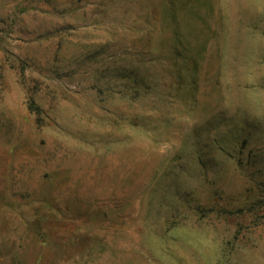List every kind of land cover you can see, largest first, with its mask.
I'll list each match as a JSON object with an SVG mask.
<instances>
[{"label":"rangeland","instance_id":"374dc122","mask_svg":"<svg viewBox=\"0 0 264 264\" xmlns=\"http://www.w3.org/2000/svg\"><path fill=\"white\" fill-rule=\"evenodd\" d=\"M0 264H264V0H0Z\"/></svg>","mask_w":264,"mask_h":264},{"label":"trees","instance_id":"16d2710c","mask_svg":"<svg viewBox=\"0 0 264 264\" xmlns=\"http://www.w3.org/2000/svg\"><path fill=\"white\" fill-rule=\"evenodd\" d=\"M126 77L127 76H125L124 78H126ZM128 77H127V79H128ZM130 80H132L133 82H135V86H138V87L140 85L144 84V81H145V79H142V78L140 80H138L137 74H134L133 79H130ZM147 86H148V84H147ZM28 108L29 109L38 110L37 107H35L33 105L32 101L28 103ZM247 208L249 209L250 207H247V205L244 203L242 205H239L237 207V209L231 211L230 209H227L222 203H218L217 200H215V204L213 206L209 207V208L208 207L205 208L204 211L205 212H212L213 211L215 213H219V212H221V213H233V212H243V211H246Z\"/></svg>","mask_w":264,"mask_h":264}]
</instances>
